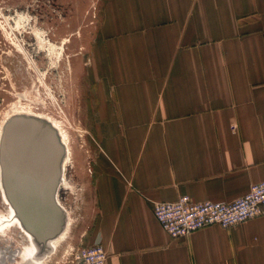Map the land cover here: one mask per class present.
Returning <instances> with one entry per match:
<instances>
[{
  "label": "crops",
  "instance_id": "0c3cea01",
  "mask_svg": "<svg viewBox=\"0 0 264 264\" xmlns=\"http://www.w3.org/2000/svg\"><path fill=\"white\" fill-rule=\"evenodd\" d=\"M103 154L86 245L105 264H264V215L171 237L154 202L232 201L264 177V0H106Z\"/></svg>",
  "mask_w": 264,
  "mask_h": 264
},
{
  "label": "rangeland",
  "instance_id": "374dc122",
  "mask_svg": "<svg viewBox=\"0 0 264 264\" xmlns=\"http://www.w3.org/2000/svg\"><path fill=\"white\" fill-rule=\"evenodd\" d=\"M105 1L0 0V124L8 112L29 110L59 119L69 136L67 184L58 195L67 220L69 211L70 229L47 264H73L96 213L92 170L104 149L94 63L100 58ZM4 216L9 219L10 213L0 195ZM20 231L13 223L0 224V264H41L25 261L28 244Z\"/></svg>",
  "mask_w": 264,
  "mask_h": 264
},
{
  "label": "water",
  "instance_id": "95a60500",
  "mask_svg": "<svg viewBox=\"0 0 264 264\" xmlns=\"http://www.w3.org/2000/svg\"><path fill=\"white\" fill-rule=\"evenodd\" d=\"M63 155L59 134L44 119L21 114L4 124L0 137L3 193L40 251L65 221L55 199Z\"/></svg>",
  "mask_w": 264,
  "mask_h": 264
},
{
  "label": "built area",
  "instance_id": "2783aa9c",
  "mask_svg": "<svg viewBox=\"0 0 264 264\" xmlns=\"http://www.w3.org/2000/svg\"><path fill=\"white\" fill-rule=\"evenodd\" d=\"M264 166V165H263ZM152 211L161 228L171 237L218 225L228 228L264 215V177L232 201H193L182 195L174 201H157ZM107 252L100 242L78 248L73 264H105Z\"/></svg>",
  "mask_w": 264,
  "mask_h": 264
},
{
  "label": "bare ground",
  "instance_id": "6f19581e",
  "mask_svg": "<svg viewBox=\"0 0 264 264\" xmlns=\"http://www.w3.org/2000/svg\"><path fill=\"white\" fill-rule=\"evenodd\" d=\"M21 114L30 115L33 117H38V118L44 119L59 134L61 143L64 147V155H63L62 161L60 163V177H59V183L57 186V191L55 194V199H56L57 203L63 208V205H62L60 198H59V195H58V190L63 185L67 184V183L63 182V176H64L63 172L65 170V166L71 161V148H70V144H69L68 132L66 131V129L62 125V122L53 116L45 115L42 113H35V112L29 111V110L20 109V110H16L13 112H8L6 115H4L3 120L1 121V124H0V137H1L3 126L6 123V121L9 120L13 116L21 115ZM0 195H2L4 201L7 203V208H8L9 213H10L9 219H7L6 216H4L5 219L0 218V224H3V222H5V224H8V225L10 223H13V224L17 225L18 227H20V229H21L20 235L22 238H26L27 244H28L27 249H24L25 254H26L25 261H32V263H38L40 261L41 264H47V262L50 260V257L48 258L49 254H51V252L54 250V247L57 246L61 240L66 238V236L68 234V231L70 229L69 211L67 210V212H68V220H67L66 211L63 208V210L65 212V221H64V224H63L61 231L54 238L48 240L47 245H46V249L44 251H40L37 244L35 243V241L33 239V236L28 231H26L24 229V227L21 225L19 219L16 217V214H15L13 207L7 201V199L3 193L1 182H0ZM31 248H32V251L28 255L27 253L31 250Z\"/></svg>",
  "mask_w": 264,
  "mask_h": 264
},
{
  "label": "flooded vegetation",
  "instance_id": "af4514ba",
  "mask_svg": "<svg viewBox=\"0 0 264 264\" xmlns=\"http://www.w3.org/2000/svg\"><path fill=\"white\" fill-rule=\"evenodd\" d=\"M41 190H43V189H41Z\"/></svg>",
  "mask_w": 264,
  "mask_h": 264
}]
</instances>
